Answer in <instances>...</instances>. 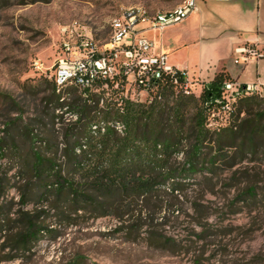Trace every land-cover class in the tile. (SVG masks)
Listing matches in <instances>:
<instances>
[{"label":"trees","instance_id":"1","mask_svg":"<svg viewBox=\"0 0 264 264\" xmlns=\"http://www.w3.org/2000/svg\"><path fill=\"white\" fill-rule=\"evenodd\" d=\"M229 81L227 74H218L196 98L184 93L180 74L166 75L149 92L152 100L139 103L125 97L124 75L96 78L91 88L75 83L58 88L55 80H45L51 90L43 98L45 111L30 118L19 137L10 126L0 140V160H15L21 180V208L15 213L11 202H1L8 180L0 182V239L13 253L8 259L31 253L51 233L52 219L74 225L80 215L154 221L162 210L174 213L187 181L198 176L208 181L204 173L216 175L219 164L230 167L237 156L257 155L264 145V113L237 125L208 128L211 115L226 109L223 85ZM259 98L240 99L233 108L249 114ZM63 110L75 121L58 136L55 112ZM244 196L254 198V189ZM29 205L33 210L23 208ZM133 226L126 229L136 231ZM151 237L166 250L176 244L162 235Z\"/></svg>","mask_w":264,"mask_h":264},{"label":"rangeland","instance_id":"2","mask_svg":"<svg viewBox=\"0 0 264 264\" xmlns=\"http://www.w3.org/2000/svg\"><path fill=\"white\" fill-rule=\"evenodd\" d=\"M184 1L0 0V140L6 139L10 126L19 137L30 118L45 111L43 98L51 93L45 80H54L64 40L78 44L90 39L102 52L111 41L113 20L125 11L167 12ZM185 94L199 98L201 88L190 86ZM124 95L139 103L152 100L150 93L129 85ZM250 109L249 114H240L232 105L216 112L209 118L208 128L252 120L264 113V102L259 98ZM55 115L59 118L57 135L62 136L75 117L66 110ZM227 152L233 155L234 149ZM233 163L225 168L219 164L216 175L206 171L208 181L200 182V176L187 181L179 203L170 198L169 203H176L174 213L162 210L154 221L144 216L141 221L121 219L114 214L80 215L74 225L52 219L51 233L43 235L31 253L14 260L8 259L13 253L3 248L6 239L1 238L0 264H264V145L257 155L246 153ZM19 172V164L10 156L0 160V182L8 180L9 185L1 202H11L13 213L21 208ZM249 189H254V198L244 196ZM23 208L31 211L34 207ZM132 225L136 231L126 229ZM153 234L172 238L176 244L167 250L160 248Z\"/></svg>","mask_w":264,"mask_h":264},{"label":"built area","instance_id":"3","mask_svg":"<svg viewBox=\"0 0 264 264\" xmlns=\"http://www.w3.org/2000/svg\"><path fill=\"white\" fill-rule=\"evenodd\" d=\"M198 1L185 0L167 12L148 13L142 8L125 11L120 18L113 20L111 41L104 46L102 52L90 39L78 44L64 40L63 55L55 62L54 80L58 88L71 83L91 88L96 78L114 80L115 77L124 75L126 85L149 93L164 76L175 78L176 74H180L183 79L182 89L188 93L191 86L188 73L173 68L165 54L153 53L152 42L142 35L143 29L139 26L146 24L149 30L162 31L178 25L194 13ZM235 55L234 62L237 65L264 58V52L253 44L237 49ZM223 96L226 108L231 109L240 99L251 96L264 98V86L259 82L242 84L239 81H229L223 85Z\"/></svg>","mask_w":264,"mask_h":264},{"label":"crops","instance_id":"4","mask_svg":"<svg viewBox=\"0 0 264 264\" xmlns=\"http://www.w3.org/2000/svg\"><path fill=\"white\" fill-rule=\"evenodd\" d=\"M142 35L153 53L165 54L176 70L186 71L191 86L202 89L220 74L242 84L264 86V58L237 65L235 51L248 44L264 52V0H199L184 22Z\"/></svg>","mask_w":264,"mask_h":264}]
</instances>
